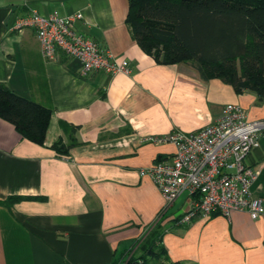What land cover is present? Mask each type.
<instances>
[{
    "label": "crops",
    "instance_id": "0c3cea01",
    "mask_svg": "<svg viewBox=\"0 0 264 264\" xmlns=\"http://www.w3.org/2000/svg\"><path fill=\"white\" fill-rule=\"evenodd\" d=\"M34 11L81 12L75 30L130 71L84 74L62 51L45 58L34 29L14 28ZM128 11L129 0H0V83L52 109L43 143L0 117V264H124L123 253L156 228L163 252L152 264H264V214L214 212L180 224L188 195L169 205L140 174L176 151L149 137L198 131L227 103L263 119L264 100L204 77L195 62H157L134 37ZM246 162L260 171L252 191L264 201V133Z\"/></svg>",
    "mask_w": 264,
    "mask_h": 264
},
{
    "label": "trees",
    "instance_id": "16d2710c",
    "mask_svg": "<svg viewBox=\"0 0 264 264\" xmlns=\"http://www.w3.org/2000/svg\"><path fill=\"white\" fill-rule=\"evenodd\" d=\"M127 23L157 62H195L204 77L264 100V0H129ZM51 113L0 83V117L23 137L43 143ZM160 235L152 229L124 264H152L163 252Z\"/></svg>",
    "mask_w": 264,
    "mask_h": 264
},
{
    "label": "built area",
    "instance_id": "2783aa9c",
    "mask_svg": "<svg viewBox=\"0 0 264 264\" xmlns=\"http://www.w3.org/2000/svg\"><path fill=\"white\" fill-rule=\"evenodd\" d=\"M81 18V12L60 16L34 11L17 18L14 28L34 29L45 58L55 59L62 51L80 60L84 74L97 70L128 73L127 61H116L109 49L75 30ZM263 133L264 118L248 119L240 104L227 103L216 121L198 131L149 137L173 143L176 151L171 162L159 161L141 168L140 174L152 179L169 205L182 194L188 195L189 208L178 219L180 224L197 216L209 218L214 212L228 216L233 210L248 211L257 219L264 214V201L253 194L252 185L260 171L246 158L260 145Z\"/></svg>",
    "mask_w": 264,
    "mask_h": 264
},
{
    "label": "rangeland",
    "instance_id": "374dc122",
    "mask_svg": "<svg viewBox=\"0 0 264 264\" xmlns=\"http://www.w3.org/2000/svg\"><path fill=\"white\" fill-rule=\"evenodd\" d=\"M139 243H135L131 248L127 249L123 253L122 261L125 263L130 257L135 256L139 253Z\"/></svg>",
    "mask_w": 264,
    "mask_h": 264
}]
</instances>
